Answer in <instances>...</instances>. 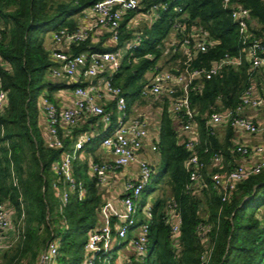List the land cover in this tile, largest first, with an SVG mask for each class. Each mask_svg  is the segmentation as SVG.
I'll list each match as a JSON object with an SVG mask.
<instances>
[{
    "label": "trees",
    "instance_id": "obj_1",
    "mask_svg": "<svg viewBox=\"0 0 264 264\" xmlns=\"http://www.w3.org/2000/svg\"><path fill=\"white\" fill-rule=\"evenodd\" d=\"M98 1L0 0V22L4 26L0 28V57L9 68H0L3 89L7 93V107L0 116V204L11 205L17 218H24L17 246L1 254L0 264H36L39 251L51 238V233L59 240L56 264H81L85 257V237L98 226L102 200L95 179L86 181L84 200L79 202L72 195L59 213L55 196L51 194L54 179L51 166L60 158L62 150L47 148L36 127L39 111L37 92L43 89L42 80L49 68L48 52L39 34L48 33L50 28H54V32L76 29L75 18L81 17L86 9ZM235 1L249 11L251 19L258 26V29L253 28V33L263 35L264 0ZM164 3L168 5L167 9L159 13L150 28L140 30L139 46L132 51V56L123 60L114 80L123 90L134 79L144 78L155 70L162 56L164 41L173 30L172 24L182 15L187 16L181 22L186 30L200 26L215 42L206 52H194L193 68H209L224 54L237 55L240 50L236 27L219 0H142L141 11ZM174 8H178V11L175 12ZM134 14L127 15L121 24L118 48L131 37L130 32L126 31V22ZM176 37L178 40L182 38L179 33H176ZM73 50L78 54L87 50L105 52L114 49L101 50L82 44ZM124 73L127 77L120 85L116 79H120ZM256 76L258 72L250 74L246 66L239 71L224 69L210 80H204L201 90L193 91L190 95L191 107L199 125L201 160L208 165L214 152L221 150L224 155L226 166L213 168L212 172H225L231 167H227L226 159L231 156L229 150L233 147L230 139L235 132L227 128L229 138L220 143L215 134L211 136L205 130L204 116L212 109L219 111L236 106L252 81L261 92L264 105V94L260 90L264 82L256 79ZM58 86L48 83V98ZM132 95L135 94L130 95L131 99ZM175 127L164 103L158 130L159 164L151 184L142 193L140 207L161 185L167 187L168 196L159 197L152 204L150 242L145 264H199L200 256L207 248L211 250L208 264H264V170L239 184L225 203L221 202L206 173L203 186L187 191L189 175L184 163L189 153L180 144ZM81 132L85 131L76 128L73 134ZM99 139L90 144H97ZM70 142L64 141L65 148L69 147ZM205 148L209 149L207 153L203 152ZM75 174L78 180H82L78 166ZM168 198L177 204L181 219L177 248L171 243L170 225L165 223ZM137 219L135 227L143 222L141 211H138ZM62 221L67 225L66 230L60 226ZM200 223L211 225L205 237L197 232Z\"/></svg>",
    "mask_w": 264,
    "mask_h": 264
},
{
    "label": "built area",
    "instance_id": "obj_2",
    "mask_svg": "<svg viewBox=\"0 0 264 264\" xmlns=\"http://www.w3.org/2000/svg\"><path fill=\"white\" fill-rule=\"evenodd\" d=\"M142 0H99L83 12L84 18L90 20L82 23L74 30L60 29L52 35V47L48 51V76L52 82L67 81L72 86V105L61 107L48 98L42 96L37 100V107L42 112L44 121V145L52 150H62L60 158L51 166L54 175L52 190L58 199V211L62 212L72 195L80 202L84 200L87 188L82 180L75 176V163L80 160L84 146L101 137L100 147L111 158L97 161L91 159L87 170L89 179H95L99 189H108L112 175L128 169L131 164H137L135 178L125 183L121 192L122 214L120 223L111 227L107 216V207L100 208L98 215H103L105 223L91 230L84 244V260L81 264H96L95 254L100 250V244L112 233L119 240H127L128 248L133 258L126 259L119 264H145L149 247V232L152 219V203L147 202L140 207L143 191L151 184L153 177L152 160L142 158V152L148 146L151 153L157 154L158 135L149 134V124L145 117H132L128 113L125 92L115 83L123 60L132 56V51L141 41L140 32L135 31L133 17L126 22V31L131 37L118 48L121 36V24L125 17L132 12L144 14L148 17L146 26L150 28L158 18L159 13L167 9V4H154L147 11H141ZM222 9L228 12L236 27L240 50L237 55L224 54L209 68H193L194 52H206L215 44L209 33L200 26H193L186 30L181 23L186 15L176 18L172 29L181 34L182 38L173 42L171 53H180L184 58L175 68L164 70L156 66L149 74L141 95L153 98L162 104L166 103L168 113L176 122V131L180 144L189 153L184 163L188 173L189 191L204 185L205 173L209 176L213 188L217 191L221 202H227L234 194L237 186L248 178L260 174L264 170V119L255 120L259 108L263 106V99L254 86V81L248 85L236 106L212 112L204 116L205 130L213 136L218 127L230 128L234 132L245 136H261L262 142L247 145L236 142L232 152L244 160L235 164L225 172H212L213 168L224 167V155L221 150L214 152L207 165L199 155L200 132L196 121V113L191 107L190 95L193 91H200L204 80H210L224 69L231 68L239 71L248 68L250 74L264 70V34L256 35L251 26L249 11L235 0H219ZM175 12L178 8H174ZM106 35L101 47L106 43L113 51L87 50L78 54L73 48L87 44L93 38L99 39ZM2 34L0 29V40ZM99 40L97 41V43ZM125 49L127 55L121 54ZM0 68L9 69L0 57ZM96 81L92 84V81ZM100 80V82H98ZM114 106V111L109 108ZM7 107V93L3 89L0 77V116ZM96 117L102 125L103 136L95 132H81L73 134L81 120ZM116 117V123H114ZM70 139L71 146L65 148L64 141ZM204 149V153L208 152ZM206 171V172H205ZM138 211H141L143 222L135 227ZM11 205L0 204V249L7 248L10 238L7 234L12 226ZM165 223L170 225L171 243L178 247L181 219L177 212V204L170 200L167 204ZM67 229L65 222L60 224ZM211 230V225L200 223L197 232L204 236ZM134 235L129 237V233ZM206 241V238H205ZM59 240L51 233V238L39 251L36 264H56L59 255ZM211 250L207 248L200 256L199 264H208ZM102 259L98 264H107Z\"/></svg>",
    "mask_w": 264,
    "mask_h": 264
},
{
    "label": "crops",
    "instance_id": "obj_3",
    "mask_svg": "<svg viewBox=\"0 0 264 264\" xmlns=\"http://www.w3.org/2000/svg\"><path fill=\"white\" fill-rule=\"evenodd\" d=\"M75 20L77 21V26L81 25L82 23L88 24L90 21V20L89 21L86 20L84 18V16L83 17H77V18H75ZM251 26L254 29H258L257 28L258 26L256 25V23L253 20L251 21ZM172 31L173 30H171L170 34L168 35L170 41L173 39L170 42V47H171L173 42H176L178 40L176 37V32L173 31L174 32L173 33ZM105 38H106V35L103 37H100L99 39L93 38V40H90L87 44L90 48H98L101 50L112 49V47L109 46V43H106L105 45H103L101 47V43L105 40ZM98 40H99V42L97 43ZM165 41H164V43H165ZM180 61H182V57H181L180 53H171L170 58L168 60L169 68L177 67L178 63ZM156 66L161 67L162 65H159V62H158V64ZM258 73H260L262 75V74H264V70L259 71ZM149 74L150 73H147L144 76V79L146 80V82L148 80ZM120 80H121V77L118 80L116 79V82L119 83ZM262 81H264V79ZM50 82L53 84L59 85L58 86L59 88L53 90L52 93L50 94V97H49L50 100L53 101L58 106H61V107L71 106L72 105V95L70 93L71 86L69 85V82L63 81V80L57 81V82H52V80H50ZM98 82H100V80H98ZM91 83L95 84L96 81L93 80ZM260 89H263V87H261ZM52 94L54 95L55 99L52 97ZM44 95L49 96V93H44ZM136 96H133L132 99L129 100V98L127 97V93L125 92V97L127 100V106H128V104L130 105V109L128 110V113L132 117H136V116L145 117L148 121V124H149V134H150V136L155 137L158 135L159 118H160V115H161L162 110H163V104H162V102H160L159 104H157L156 102L150 103V101L146 100L149 98L139 100L138 97H136ZM144 101L146 104L144 103ZM218 104H220V100L218 101ZM109 108L114 111L113 105H109ZM261 119H264V105L258 111L257 117L255 118V120H257V121L261 120ZM173 125L176 126V122H173ZM176 128L177 127H175V129ZM77 130H83L85 132H95V133L97 132V133L101 134V136L104 135L102 132V125L100 124L99 119L96 117H90V118H85V119L81 120L78 127H77ZM226 130L227 129H225L223 127H218L216 129V132H215V135H216L218 141L222 144L226 141V139L229 138L227 136L228 134L226 133ZM99 138H101V137H99ZM66 140H70V139H66ZM230 142L232 144V147L234 146V144L236 142H242V143L247 144V145H255V144L261 143L262 138H261V136H245V135H242V134L235 132L234 136L231 137ZM94 143H92V144H94ZM71 144H72V142H70L69 146H71ZM87 148H88V146L86 145L83 152H82V156L80 157V160H82L84 158L83 154H84V152H87ZM95 149H97L96 153H97V156L99 157V159L98 160L95 158H93V159H95L97 161H103V160H108L111 158V156L102 148L95 146ZM229 153L231 154V156L229 159H226V160H228L227 161V163H228L227 167L233 166L235 164L244 163V160L242 158L238 157L236 154H234L231 149L229 150ZM142 158L153 161L154 165L152 167V170H153V174H154L156 171V168L158 167V164H159L158 154L151 153L148 146H146L144 151L142 152ZM231 162H233V163H231ZM76 163H75V169L78 166ZM224 166H226V165L224 164ZM136 172H137V164L133 163V164H131V166L128 169L120 171V172H116L112 175L111 184H110V187L108 189L97 188L99 194L101 195V200H102V204H101L100 208H103L104 206L107 207V216H108L109 224L111 225V227H114L118 223L121 222V221H119V218L122 214L121 192L124 189L125 183L128 182L129 180H132L133 178H135L134 176H135ZM163 186L165 188H167L165 185H163ZM159 191L160 190L157 189L148 198V200L152 204H153L154 200H156L159 197H162V196H160L161 192H159ZM167 191H168V189H167ZM169 201H170V199L168 198V202ZM204 217H206V215ZM105 219L106 218L103 215H98L97 225L100 226V225L104 224ZM133 235H134V232L129 233V237H131ZM115 241L117 242L116 247H121L123 245L121 243V240H119L114 233H112L109 237H107L100 244V250L95 254V257L97 259L96 261H98V263L104 258L107 259V262H108L107 264L113 263L109 253L112 252V250H111L112 248L110 249V247ZM125 241L127 243V240H125ZM123 249L124 250H122L119 254V261L116 264H119L126 259L133 258V254H132L131 250L128 248V244L125 245Z\"/></svg>",
    "mask_w": 264,
    "mask_h": 264
},
{
    "label": "rangeland",
    "instance_id": "obj_4",
    "mask_svg": "<svg viewBox=\"0 0 264 264\" xmlns=\"http://www.w3.org/2000/svg\"><path fill=\"white\" fill-rule=\"evenodd\" d=\"M147 21H148V17L146 15L135 13L134 17H133V22H132V23H134L133 25H134L135 31H137V32H140V30L142 31V29H144V27L146 26V22ZM3 27H4L3 24L0 22V28L2 29ZM54 31H55L54 28H50L48 33L39 34V38L43 40V42H44L43 45H44L45 49L47 50V52L52 47V35H53ZM166 39L167 40L165 41L164 47L162 49V56H161V58L159 60V65H162L161 67L164 68V70H168L169 69L168 60H169L170 54H171L170 42L173 40L172 39L170 41L168 36H167ZM120 53L127 55L125 49H120ZM46 73H47L46 76L42 80L44 87H43V89H40L37 92V100L38 99L42 100V96L44 95V93H49L48 83L50 82L51 79L48 76V70H47ZM126 77H127V74L124 73L122 75V77H121L120 85H122V83H123V81L125 80ZM255 78L256 79L259 78L260 80H263L264 79V74L261 75L260 73H258V76H256ZM144 83H145V79L144 78H136V79H134L131 82V84L127 88L124 89V91L128 95L129 100H131V97H130L131 94H135V96L137 95L136 97H138L139 100L144 98L141 95V91H142V87H143ZM261 91L264 94V86H263V89ZM52 97L55 99L53 94H52ZM146 100L150 101V103L151 102H153V103L156 102L157 104H159V102L158 101H154L153 98H149V99H146ZM144 103H145V101H144ZM261 108H259V110ZM38 110L39 111H38V116H37V125H36V127H37L39 133L40 134L42 133L41 136H44V122H43L42 112L40 111V109H38ZM116 120H117L116 117H114L113 125H115ZM100 144H101V141H98L97 144L88 145L87 152H84V154H83L84 158L82 160L77 161V163H76L78 165V167H79L80 178L82 179L83 183H86V181L89 180V176H88L87 170H88L89 163H90L91 159L92 158H95L97 160L99 159V157L97 156V153H96L97 149H95V146L100 147ZM158 189L160 190L159 192H161L160 196H163V197L168 196L167 188H165L163 185H161ZM51 194H52V196H54L52 189H51ZM54 199H55V202L57 203V207H58V199H56V198H54ZM11 221H12L11 230L7 234L8 238H10V239H9V241L7 243V248L0 249V256L6 250H8V251L14 250V248L17 246V243H18V240H19V236L21 235V232L23 230L24 218L21 217L20 219H18L16 211H14V210L12 212V220ZM85 240H86V237H85ZM121 243L123 244L121 247H116L117 242L115 241L110 247V249L112 248L111 249L112 252L109 253L110 257L112 259V262H113L112 264H116L119 261V254H120V252L122 250H124L123 249L124 246L127 245L125 240H121ZM206 245H208V244H206ZM21 264H25V263L22 262Z\"/></svg>",
    "mask_w": 264,
    "mask_h": 264
}]
</instances>
